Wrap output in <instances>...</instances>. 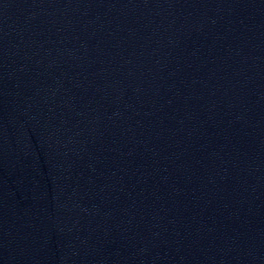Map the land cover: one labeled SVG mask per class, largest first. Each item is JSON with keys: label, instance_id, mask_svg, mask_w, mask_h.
I'll use <instances>...</instances> for the list:
<instances>
[{"label": "water", "instance_id": "95a60500", "mask_svg": "<svg viewBox=\"0 0 264 264\" xmlns=\"http://www.w3.org/2000/svg\"><path fill=\"white\" fill-rule=\"evenodd\" d=\"M0 264H264V17L0 0Z\"/></svg>", "mask_w": 264, "mask_h": 264}]
</instances>
